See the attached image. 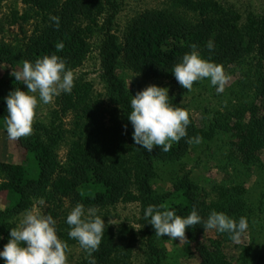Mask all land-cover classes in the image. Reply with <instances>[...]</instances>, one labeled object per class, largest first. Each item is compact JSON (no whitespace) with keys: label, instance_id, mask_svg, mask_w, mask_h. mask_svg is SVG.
Listing matches in <instances>:
<instances>
[{"label":"trees","instance_id":"16d2710c","mask_svg":"<svg viewBox=\"0 0 264 264\" xmlns=\"http://www.w3.org/2000/svg\"><path fill=\"white\" fill-rule=\"evenodd\" d=\"M5 1L0 0V10ZM22 2L28 9L20 13L13 8L9 24L33 18H37V23L19 46L0 42V119L7 115L4 97L14 88L23 87L10 75L12 70H20L25 60L35 62L51 54L65 59L69 69H76L84 63L98 35L103 36L100 55L106 96L92 98V84L77 80L71 93L59 95L50 124L37 122L30 136L15 141L17 146L34 155L38 169L36 177L30 175L24 161H0V248L7 243L8 230L16 226L11 217L31 209L38 197L62 208L64 216L58 221V227L68 245L78 243L68 237L69 226L65 223L66 216L78 202L86 209L97 211L119 202L138 201L143 210L149 204H163L175 208L180 216H187L195 208L203 219L216 210L236 219L244 216L250 224L246 215V187L242 183L222 182L211 197L188 172L164 194L156 193L153 180L159 163L177 161L196 148L206 147L216 130L230 135L228 155L235 157L238 163L244 166L261 163V152H264L263 14L249 12L243 19L234 6L216 0H171L168 8L149 9L134 17L121 36L115 27L120 0ZM185 12H192L194 17L184 18L182 13ZM52 15L60 17L58 29L50 20ZM209 41L214 45L212 49L207 47ZM60 42L64 47L58 50L56 44ZM192 45H196L202 57L223 67L241 63L255 54L261 65L256 85L258 110L248 119L216 118L210 127L200 126L189 111L188 136L174 142L168 152L159 147L148 152L135 145L132 139L133 128L127 115L134 94L120 75V66H127L146 77L173 79V66L193 50ZM169 96L175 106L188 110L180 95ZM69 114H72L75 139L67 163L62 164L57 153L65 130L60 118ZM196 135L202 137L201 142L189 144L188 137ZM48 212L53 217L60 215L52 207ZM144 221L152 236L148 251L153 256L147 264H163L165 255L158 248L155 230L145 218ZM105 224L99 250L93 253L97 264H111L116 260L121 262L118 264H129L136 243L134 233L127 225L115 229ZM211 231L203 230L202 223L186 229L187 240L184 241L199 256V261L193 264H231L221 247V242L230 240L229 235L217 232L214 239ZM242 251L241 256L244 255L243 260L247 262L251 247L243 245ZM0 264H4L2 259Z\"/></svg>","mask_w":264,"mask_h":264},{"label":"rangeland","instance_id":"374dc122","mask_svg":"<svg viewBox=\"0 0 264 264\" xmlns=\"http://www.w3.org/2000/svg\"><path fill=\"white\" fill-rule=\"evenodd\" d=\"M216 1L234 6L242 14L243 19H246L249 12L264 15V0ZM170 2L171 0H120L121 5L115 20L116 31H119L122 36L127 24L134 17L149 9L168 8ZM13 8L23 13L28 9V6L22 0L4 2L0 10V42L19 46L35 29L37 18L27 21L20 20L19 23L11 25L9 21ZM190 13L192 14V12ZM190 13L185 12L182 15L184 18L190 19L194 17ZM102 37V35H98L94 38L91 51L84 63L72 70L75 76L74 83L77 80H85L92 84L91 96L94 99L106 96V83L103 79L100 55ZM224 69L230 79L225 86V91L219 94L207 78L194 82L192 89L188 91L175 78L146 77L124 65L120 66L119 72L134 95L150 84L168 87L169 95H180L182 102L188 106V110L200 126L210 127L216 118L228 117L229 120H238L244 117L248 119L252 112L258 110V106L255 104L256 85L259 83L261 65L257 56L252 54L245 61L226 66ZM21 90L26 91V85H23ZM58 97H55L49 104H39L33 121V132L35 131V123L50 124L53 121V111L57 108ZM252 107L254 110L251 111ZM60 120H62L65 130L57 147V153L62 164H66L68 152L75 139L72 114L63 119L60 118ZM230 138L229 134L216 130L206 147L196 148L177 161L159 163L153 186L157 191L156 193L164 194L186 172L190 174L192 180L201 189L210 193L211 197L215 196L216 187L222 182L244 184L246 187L245 197L247 198L246 215L250 218L249 228L238 242L231 239L224 240L221 242V247L231 264H264V258L263 260L261 258L264 257V152H261V163L255 162L244 166L238 163L235 157L228 155ZM20 160L27 163L30 175L36 177L38 169L34 155L17 146L15 141L7 138L0 119V161ZM40 200L41 198H36L31 209L45 215L49 214L48 208L51 207L60 212L59 216L53 218L56 220L57 234L63 240L64 237L58 227V221L64 216L62 208L50 205L45 200L41 205ZM66 205L68 206V203ZM24 213L14 215L11 217V221L15 222L17 226ZM97 214L104 217V221L115 229L121 225H127L136 239L129 264H147L149 258L153 256H150L148 251L149 238L152 236L148 233L149 229L144 221L141 203L138 201L119 202L104 210L97 211ZM216 234L215 230L210 232L214 239ZM157 244L160 251L165 255L163 264H193L199 261V256L194 252V249L184 240L179 242L178 239L172 240L167 236L158 237ZM243 245L251 247V253L247 254V262L243 260L244 255L241 256ZM86 256L87 253L78 243L69 244L67 264H84ZM118 263L121 262L116 260L115 263L113 261L111 264Z\"/></svg>","mask_w":264,"mask_h":264},{"label":"clouds","instance_id":"9594fccd","mask_svg":"<svg viewBox=\"0 0 264 264\" xmlns=\"http://www.w3.org/2000/svg\"><path fill=\"white\" fill-rule=\"evenodd\" d=\"M50 20L54 22V27H60L59 16L52 15ZM63 47V42L56 44L58 50ZM191 47L193 50L185 53L171 70L176 81L190 91L194 82L207 78L217 94L223 93L230 79L223 65L202 57L196 45ZM207 47L212 49L214 45L209 41ZM10 75L16 82L26 85L27 89L24 91L16 87L4 97L7 115L3 117L2 125L7 138L17 141L32 134L39 104H49L61 93L72 92L75 76L65 59L56 54L44 55L35 62L25 60L22 68L12 70ZM131 97V111L127 118L133 128L131 135L135 145L148 152L156 147L168 152L174 142L188 136L190 112L170 101L168 87L150 84ZM201 139L196 135L188 137L187 142L199 144ZM43 203L41 198L40 204ZM143 216L157 237L167 236L179 242L187 240V228L201 223L203 230L227 233L231 240L237 242L249 228L246 217L236 219L216 210L203 219L195 208L187 216H180L175 208L149 204L144 208ZM65 223L69 226L68 237L77 241L87 253V264H97L93 253L99 250L105 234L104 217L97 214V209H86L83 203L78 202L66 216ZM8 231L7 243L0 249V259L4 264H67L69 245L59 238L52 215L27 209L18 225Z\"/></svg>","mask_w":264,"mask_h":264}]
</instances>
